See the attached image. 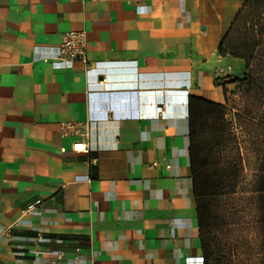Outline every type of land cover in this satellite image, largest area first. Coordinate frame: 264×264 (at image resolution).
I'll list each match as a JSON object with an SVG mask.
<instances>
[{
	"label": "crops",
	"instance_id": "crops-1",
	"mask_svg": "<svg viewBox=\"0 0 264 264\" xmlns=\"http://www.w3.org/2000/svg\"><path fill=\"white\" fill-rule=\"evenodd\" d=\"M246 1L0 0V264H204L188 100L241 94L219 46ZM73 30L86 61L59 58Z\"/></svg>",
	"mask_w": 264,
	"mask_h": 264
},
{
	"label": "trees",
	"instance_id": "trees-1",
	"mask_svg": "<svg viewBox=\"0 0 264 264\" xmlns=\"http://www.w3.org/2000/svg\"><path fill=\"white\" fill-rule=\"evenodd\" d=\"M264 0H247L233 21L220 44V54L241 58L246 63L247 74L242 80L247 89L259 84L264 91V73L251 74L259 52L264 54ZM258 76V77H257ZM226 105L215 103L202 97L191 96L188 100L190 131V164L193 181V198L199 220L201 247L204 264H221L215 254L212 238L221 237L226 252L245 251L241 236V218L237 204V170L234 158L228 150H233L235 140L228 125ZM215 145L205 147V140ZM258 196L260 223L264 225V170L258 176ZM227 264H234L232 261Z\"/></svg>",
	"mask_w": 264,
	"mask_h": 264
},
{
	"label": "rangeland",
	"instance_id": "rangeland-1",
	"mask_svg": "<svg viewBox=\"0 0 264 264\" xmlns=\"http://www.w3.org/2000/svg\"><path fill=\"white\" fill-rule=\"evenodd\" d=\"M264 29V24L263 28ZM264 39V35L262 36ZM264 73V54L259 52L251 74ZM263 75V74H262ZM258 77V76H257ZM242 91L238 97L233 96L226 105L225 113L230 130L235 140L233 150L228 153L234 158L237 170V204L241 218L245 251L233 250L226 252L221 237L215 234L212 245L215 247L217 260L221 264L232 261L234 264H264V225L260 223L258 196V176L264 170V91L259 84L256 88L247 89L248 85L241 82ZM205 147L215 144L205 140Z\"/></svg>",
	"mask_w": 264,
	"mask_h": 264
},
{
	"label": "built area",
	"instance_id": "built-area-1",
	"mask_svg": "<svg viewBox=\"0 0 264 264\" xmlns=\"http://www.w3.org/2000/svg\"><path fill=\"white\" fill-rule=\"evenodd\" d=\"M59 58L64 62H73L74 60L86 61V34L83 30H73L64 33L62 42L59 45ZM232 70L231 66H219L217 67L214 77L216 82L221 79L226 72ZM59 133L63 138H73L74 143L72 150L83 153L91 152L90 145V134H89V124L88 122H71L64 121L60 124ZM65 151V147L61 148ZM97 159H94L96 162ZM152 168L158 166V162H153L150 164ZM167 168L170 165L166 164ZM64 253L61 252L58 256L59 260H62ZM82 253L80 249H76V255L73 258V263L78 264L81 261Z\"/></svg>",
	"mask_w": 264,
	"mask_h": 264
}]
</instances>
